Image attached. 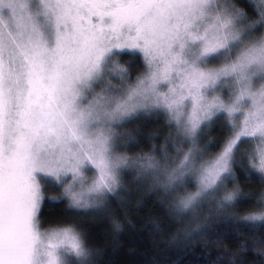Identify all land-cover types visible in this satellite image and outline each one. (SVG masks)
I'll return each mask as SVG.
<instances>
[{
    "label": "snow or ice",
    "instance_id": "snow-or-ice-1",
    "mask_svg": "<svg viewBox=\"0 0 264 264\" xmlns=\"http://www.w3.org/2000/svg\"><path fill=\"white\" fill-rule=\"evenodd\" d=\"M251 2L257 19L235 0H0V264H92L85 234L45 229L41 208L107 214L126 172L179 217L235 208L252 195L241 178L264 184V0ZM153 116L175 129L159 158L117 154L135 142L119 129ZM239 219L264 222V193Z\"/></svg>",
    "mask_w": 264,
    "mask_h": 264
},
{
    "label": "trees",
    "instance_id": "trees-1",
    "mask_svg": "<svg viewBox=\"0 0 264 264\" xmlns=\"http://www.w3.org/2000/svg\"><path fill=\"white\" fill-rule=\"evenodd\" d=\"M235 2L252 19L258 18L251 0ZM261 34L259 30L256 33ZM129 59L123 56L120 61L125 64ZM143 70L142 65L136 67L131 73L133 80ZM119 131L135 137L133 146L119 153L135 157L162 148L165 137L174 134L175 129L165 125L163 116H153L134 120ZM205 135L208 139L220 138L218 130L210 134L206 130ZM204 143L207 140L201 146ZM247 147L243 145L241 150ZM153 154L159 158L162 153ZM169 154L175 155L171 148ZM237 175L241 177L242 173L238 171ZM134 177V172L123 175L119 198L109 197L107 214L91 209L68 210L66 201L55 205L45 200L39 218L45 229L76 225L85 234L87 247L93 253L92 264H264V222L253 224L239 219L260 201L264 184L241 178V191L252 195L235 208L226 207L212 213L210 209L214 205L209 204L195 214L179 217L171 214V199L157 185L144 180L135 182ZM233 187L230 184L228 190ZM62 191V188H45L47 196L60 195ZM233 215L236 220L229 219ZM113 221L121 225L119 231Z\"/></svg>",
    "mask_w": 264,
    "mask_h": 264
},
{
    "label": "rangeland",
    "instance_id": "rangeland-1",
    "mask_svg": "<svg viewBox=\"0 0 264 264\" xmlns=\"http://www.w3.org/2000/svg\"><path fill=\"white\" fill-rule=\"evenodd\" d=\"M120 62H121V64H123L122 61H120ZM114 82H116V81H114ZM117 154H120V153L118 152ZM86 175H87L89 181H91L95 177L96 173L93 172V171H88L86 173ZM194 190L195 189L193 188L192 191H194ZM49 229H52V228H49ZM70 261H71V264H78V262H77L75 257H70Z\"/></svg>",
    "mask_w": 264,
    "mask_h": 264
}]
</instances>
